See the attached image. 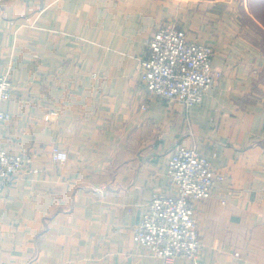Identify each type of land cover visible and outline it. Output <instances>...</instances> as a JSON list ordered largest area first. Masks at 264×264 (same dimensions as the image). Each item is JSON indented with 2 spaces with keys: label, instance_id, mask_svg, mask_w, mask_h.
Instances as JSON below:
<instances>
[{
  "label": "crops",
  "instance_id": "0c3cea01",
  "mask_svg": "<svg viewBox=\"0 0 264 264\" xmlns=\"http://www.w3.org/2000/svg\"><path fill=\"white\" fill-rule=\"evenodd\" d=\"M240 1L0 0V146L27 161L0 193V264H163L134 237L180 146L223 180L195 204L199 258L174 264H264V44ZM162 26L214 51L199 106L143 83Z\"/></svg>",
  "mask_w": 264,
  "mask_h": 264
},
{
  "label": "built area",
  "instance_id": "2783aa9c",
  "mask_svg": "<svg viewBox=\"0 0 264 264\" xmlns=\"http://www.w3.org/2000/svg\"><path fill=\"white\" fill-rule=\"evenodd\" d=\"M148 47V58L141 62V69L143 83L152 97L176 101L186 108L201 105L211 87L213 49L190 41L184 31L172 26L157 29ZM12 91L11 79L0 76V123L10 118L2 107L11 98ZM52 157L62 163L68 160L67 153L59 149H54ZM26 162L24 155L8 153L0 146V193ZM168 174L174 192L153 197L134 239L164 264H173L178 258L197 260L200 243L195 204L209 199L217 182L223 179L214 178L208 159L195 149L183 146L172 154Z\"/></svg>",
  "mask_w": 264,
  "mask_h": 264
},
{
  "label": "rangeland",
  "instance_id": "374dc122",
  "mask_svg": "<svg viewBox=\"0 0 264 264\" xmlns=\"http://www.w3.org/2000/svg\"><path fill=\"white\" fill-rule=\"evenodd\" d=\"M237 10H238L236 16L237 18L235 21H238L240 24H244L245 26L251 27L252 30L247 32L248 35L251 34L254 35L255 37L257 36L259 40L262 39V43L264 44V0H241L237 4ZM199 243H200V238H199ZM150 253L153 257L159 259L153 252L150 251ZM191 261H195V260H191Z\"/></svg>",
  "mask_w": 264,
  "mask_h": 264
}]
</instances>
